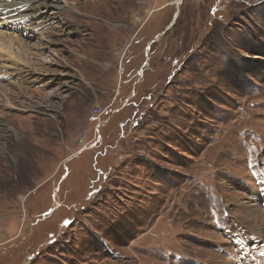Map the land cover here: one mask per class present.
<instances>
[{
  "label": "rangeland",
  "instance_id": "obj_1",
  "mask_svg": "<svg viewBox=\"0 0 264 264\" xmlns=\"http://www.w3.org/2000/svg\"><path fill=\"white\" fill-rule=\"evenodd\" d=\"M167 1L0 27V264H264V0Z\"/></svg>",
  "mask_w": 264,
  "mask_h": 264
},
{
  "label": "bare ground",
  "instance_id": "obj_2",
  "mask_svg": "<svg viewBox=\"0 0 264 264\" xmlns=\"http://www.w3.org/2000/svg\"><path fill=\"white\" fill-rule=\"evenodd\" d=\"M38 0H25V1H23V2H21V3H18L17 2V0H8V2H6V8L9 10V17H8V21L10 20V19H12L13 20V22H22V23H24V24H31V18H30V15L29 14H25L27 11H31V10H34V9H40L41 7V5H39V4H37L36 2H37ZM48 1V0H47ZM184 0H180V2H181V4H182V2H183ZM40 4H41V2H40ZM47 4V3H46ZM0 7H4V4L2 3L1 5H0ZM25 16V17H28V20H25V18L23 17V16ZM20 22V23H21ZM44 22V21H43ZM33 23V22H32ZM36 23V22H35ZM40 23V22H39ZM34 24V23H33ZM41 24V23H40ZM39 24V25H40ZM6 35V34H5ZM1 36V35H0ZM6 39V38H5ZM19 40V39H18ZM5 41V40H4ZM17 42V41H16ZM22 42V41H21ZM20 44H22V43H20ZM1 45V44H0ZM12 45V44H11ZM5 46V45H4ZM8 46V45H7ZM4 50H6L5 49V47H2ZM2 48H0V49H2ZM11 47H10V45H9V48L7 49L8 51H10L11 49H10Z\"/></svg>",
  "mask_w": 264,
  "mask_h": 264
},
{
  "label": "water",
  "instance_id": "obj_3",
  "mask_svg": "<svg viewBox=\"0 0 264 264\" xmlns=\"http://www.w3.org/2000/svg\"><path fill=\"white\" fill-rule=\"evenodd\" d=\"M177 9H179V6H177ZM178 14H179V13L176 11L173 20H176V18L178 17ZM172 24H173V23H172ZM170 27H171V23H170V25L166 28V30L169 29ZM166 30H165V31H166ZM165 31H163V33H164ZM50 210L52 211V208H51ZM50 210H49V211H50ZM49 211H47V213H49Z\"/></svg>",
  "mask_w": 264,
  "mask_h": 264
},
{
  "label": "trees",
  "instance_id": "obj_4",
  "mask_svg": "<svg viewBox=\"0 0 264 264\" xmlns=\"http://www.w3.org/2000/svg\"><path fill=\"white\" fill-rule=\"evenodd\" d=\"M184 2H185V1H183L182 3L184 4ZM181 5H182V4H181ZM216 7H217V6H216ZM216 7H214V9H216ZM214 9H213V10H214ZM180 13L182 14V11H180ZM179 17H180V16H179ZM143 40H144V38H142V39L140 40V43H141ZM147 42H149V41H147ZM178 54H179V53H178Z\"/></svg>",
  "mask_w": 264,
  "mask_h": 264
},
{
  "label": "built area",
  "instance_id": "obj_5",
  "mask_svg": "<svg viewBox=\"0 0 264 264\" xmlns=\"http://www.w3.org/2000/svg\"><path fill=\"white\" fill-rule=\"evenodd\" d=\"M175 1V4L179 5L181 2L180 0H174Z\"/></svg>",
  "mask_w": 264,
  "mask_h": 264
},
{
  "label": "flooded vegetation",
  "instance_id": "obj_6",
  "mask_svg": "<svg viewBox=\"0 0 264 264\" xmlns=\"http://www.w3.org/2000/svg\"><path fill=\"white\" fill-rule=\"evenodd\" d=\"M169 4H170V3H169ZM169 4H168V6H169ZM164 7H166V6H163V8H164ZM168 25H169V24H168ZM168 25H167V26H168ZM167 26H166V27H167ZM147 43H151V44H152V40L149 41V42H147Z\"/></svg>",
  "mask_w": 264,
  "mask_h": 264
},
{
  "label": "clouds",
  "instance_id": "obj_7",
  "mask_svg": "<svg viewBox=\"0 0 264 264\" xmlns=\"http://www.w3.org/2000/svg\"><path fill=\"white\" fill-rule=\"evenodd\" d=\"M169 3H170V2H169ZM169 3H168V4H169ZM176 5H177V4H176ZM180 5H181V3H180L179 5H177V6H179V7H180ZM179 9H180V8H179ZM174 14H175V13H174ZM168 26H169V25H168Z\"/></svg>",
  "mask_w": 264,
  "mask_h": 264
},
{
  "label": "crops",
  "instance_id": "obj_8",
  "mask_svg": "<svg viewBox=\"0 0 264 264\" xmlns=\"http://www.w3.org/2000/svg\"><path fill=\"white\" fill-rule=\"evenodd\" d=\"M170 1H172V0H168L166 3H169Z\"/></svg>",
  "mask_w": 264,
  "mask_h": 264
}]
</instances>
